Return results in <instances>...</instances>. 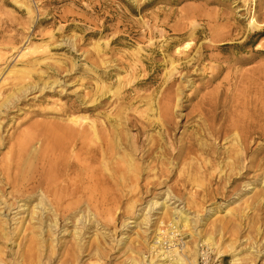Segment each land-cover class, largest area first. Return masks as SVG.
<instances>
[{
  "label": "rangeland",
  "instance_id": "obj_1",
  "mask_svg": "<svg viewBox=\"0 0 264 264\" xmlns=\"http://www.w3.org/2000/svg\"><path fill=\"white\" fill-rule=\"evenodd\" d=\"M26 7L30 12L27 13ZM251 17L257 20L258 26L264 27V0H0V102L30 81H56L51 88L48 83L42 85L45 87L42 91L30 88L13 100L14 105L2 108L0 161L15 151L16 142L32 131L30 126L34 122H64L66 118L80 116L103 121L105 114L125 110L132 116V125L126 124V128L135 139L138 153L154 147L155 141L159 140L163 158L153 154V171L167 167L170 161L172 166L164 173L166 185L174 186L176 180L181 183L187 166L179 156L186 146L196 148L205 144L212 156L220 160L228 145V139L223 137L225 128L246 112L264 113V30L255 33ZM95 41L103 47L102 59L106 64L95 58ZM222 41V46H216ZM184 44L188 46L181 47V53L175 54L176 57L194 48L192 56L203 45L198 49L202 69L195 72L192 68L188 71L178 69L168 75L167 55L173 53L177 45ZM167 45H170L168 52L163 50ZM91 64L96 65V71L87 69ZM218 67L219 72L214 75ZM10 70L12 72L8 73ZM120 83L118 97L105 93L92 102L96 97L94 94L100 93L99 86L108 84L113 89ZM177 97L179 102L173 108ZM147 101L152 103L153 111L147 110ZM263 113L259 118L260 125H264ZM123 115L125 117L124 112ZM255 141L253 148L258 151L253 154L259 158L264 154V135ZM191 156L203 157L204 154L200 155L197 150L196 155ZM216 172L218 168L206 174L203 183L207 194L198 195L196 199L202 202L201 206L190 208V215H204L208 208L236 198L231 187L223 189L224 181H218ZM248 178L254 181L251 170ZM244 181L238 179L233 183L240 193L247 189L242 186ZM141 184L145 181L141 180ZM166 185L148 184L150 189L142 196L118 197L116 201L99 204V208L97 204H91L90 210L99 213L97 228L104 237L103 264H129L135 254H147L146 244L153 237L156 220L162 216L157 213V205L147 213L146 220L136 216L141 212L138 209L150 198L155 196L158 202L161 201ZM189 189L200 191V188L186 184L178 191L183 201L174 198L169 202L182 206ZM258 191L256 186L254 192L243 195L238 203L229 207H243L242 201ZM132 202L135 212L127 210ZM247 208L248 217L241 218L239 241L244 242L243 238L248 235L249 241L260 250L253 264H263L264 213L258 216L251 205ZM223 213L218 212L215 220ZM12 215L10 213L9 217ZM224 217L228 218L227 215ZM134 219L136 225L122 226L124 221ZM166 223L164 218L163 224ZM70 225L67 228L71 230ZM86 225L82 232L89 245L95 227L91 221H86ZM227 226L220 235L215 234V240L219 238L224 245L232 238ZM160 227L167 226L160 224ZM212 231L213 226L209 224L203 232ZM188 232L184 229L174 241L177 243L179 238L192 245ZM126 235L130 238L125 245L115 246L116 241ZM19 240L18 248L13 244L8 247L16 251V256L24 258L28 240ZM62 240L73 243L71 234H64ZM200 250L205 251L209 259L206 261L200 255L198 264H230L229 255L218 260L207 244ZM65 253L64 248L59 249L52 255L50 263H95V257L87 251L79 254L76 260L69 258L68 262ZM10 257L8 252L7 258Z\"/></svg>",
  "mask_w": 264,
  "mask_h": 264
},
{
  "label": "bare ground",
  "instance_id": "obj_2",
  "mask_svg": "<svg viewBox=\"0 0 264 264\" xmlns=\"http://www.w3.org/2000/svg\"><path fill=\"white\" fill-rule=\"evenodd\" d=\"M26 10L27 13L30 12L29 7H26ZM253 17L251 26L255 33L260 34L264 27L258 26L257 20ZM223 42L216 46H222ZM186 46L188 45H177L174 52L167 55L166 61L170 64L168 75H172L178 69L188 71L192 68L195 72L200 68L201 54L198 49L203 45L199 46L192 56L194 48L176 57L175 54L181 53L180 48ZM93 47L95 58L106 64L102 59L104 50L100 43L95 41ZM163 50L168 52L170 45L165 46ZM176 61H179L178 64H175ZM95 64H91L87 69L96 71ZM219 69L220 67L216 69L214 75L218 74ZM11 72L12 70L8 73ZM55 82L30 81L19 86L0 102V114L2 108L14 105L13 100L18 99L30 88L42 91L45 88L41 87L42 85L48 83L51 88ZM120 88L121 83L113 89L111 85L102 84L97 88L100 93L94 94L96 97L92 102L105 93L118 97ZM178 102L179 98H174L172 107H176ZM146 108L148 111L154 110L150 101H147ZM130 109L135 111L132 107ZM123 112L119 110L113 114L107 113L103 121L80 116L66 118L64 122H34L30 126L32 131L16 142L15 151L0 161V264H51L52 255L62 248L66 251L67 262L69 258L76 260L79 254L83 255L87 251L89 255L95 257L96 264H103L101 258L106 250L103 245L104 237L102 231L97 228L96 220L99 213L93 208L90 210L91 204H97L99 208V204L116 201L118 197L132 194L142 196L149 191L148 184L165 186L167 179L164 173L166 168L172 166L169 161L167 167H158L153 171L151 159L155 157L154 153L163 158L162 144L159 140L155 141L154 147L144 149L139 154L135 139L126 128V124L132 125V116H128L125 110ZM262 113L256 110L254 113L246 112L238 121L230 123L229 127L225 128L223 137L225 140L228 139V145L223 150L220 160L212 156V152L205 144L196 148L186 146L179 156L183 165L187 166L182 182L176 180L174 186L166 185L160 202L154 196L138 209L141 212L136 218L143 216L144 220L150 209L157 205V213L162 217L156 220L153 237L150 243L146 244L147 254H135L129 259V264H198L197 257L200 255L206 261L209 259L205 251H199L204 244L208 245L218 260L221 256L229 255L230 264L254 263L260 250L249 241L248 235L243 238L244 242L239 241L238 232L241 218L244 220L248 217V205L255 208L258 216L259 213H264V154L259 158L253 154L258 151V148H253L255 139H261L264 135V125L259 124ZM1 124L0 115V126ZM159 138L161 140L162 136ZM197 150L204 156H191L196 155ZM248 157L249 163L245 164ZM215 168H218L216 172V175H219L218 181H224L223 189L231 187L232 195L236 198L220 203L214 208H208L204 215H190V208L201 206L202 202L196 198L198 195L207 194L203 181L209 170L214 171ZM250 170L256 178L253 182L248 178ZM238 179L245 180L242 186L247 189L243 193L237 191L233 184ZM141 180L145 181V184L140 185ZM186 184H190L191 188H200V191L189 189L182 206L172 205L174 201L169 202L171 199L183 201V196L181 197L178 191L181 187L185 188ZM256 186L259 191L248 197L249 200L244 199L243 207L239 209L229 207L238 203L243 195L254 192ZM127 210H136L133 202L128 205ZM106 212L109 214L110 210ZM218 212L224 213L221 218L215 220ZM10 213L13 214L11 217ZM226 215L227 219L224 217ZM164 218L167 219L166 224H163ZM86 221L93 222L95 227L92 234L94 237L88 241L89 245L82 232L87 226ZM68 224H71V230L67 228ZM128 224L134 226L137 221L135 219L132 222L124 221L122 226L126 227ZM160 224L167 227L161 228ZM209 224L213 226V231L203 232ZM225 226L230 228L232 238L224 245V241L218 240L219 238L215 240V234L220 235ZM184 229L189 230L192 245L179 238L177 243L174 241L178 234H183ZM64 234H71L73 243L64 242L62 240ZM19 238L28 240V251L24 258L21 255L16 256V251L8 247L9 244H13V247L18 248ZM129 238L130 235L119 238L115 246L123 247ZM8 252L12 257L7 258Z\"/></svg>",
  "mask_w": 264,
  "mask_h": 264
}]
</instances>
